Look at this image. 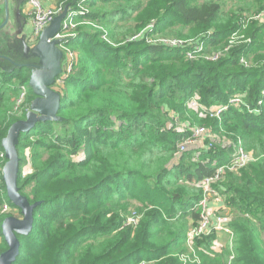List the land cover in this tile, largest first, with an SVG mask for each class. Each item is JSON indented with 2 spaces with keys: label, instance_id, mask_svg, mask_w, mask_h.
I'll use <instances>...</instances> for the list:
<instances>
[{
  "label": "trees",
  "instance_id": "1",
  "mask_svg": "<svg viewBox=\"0 0 264 264\" xmlns=\"http://www.w3.org/2000/svg\"><path fill=\"white\" fill-rule=\"evenodd\" d=\"M67 5L78 26L66 44L81 51L59 86L61 119L40 122L20 138V191L41 205L32 231L19 235L12 264H183L181 255H192L186 240L200 220L203 178L226 164L239 143L256 160L227 170L215 184L226 195L233 239L216 249L218 231L197 238L199 260L188 264H264V24L249 22L247 40L236 41L248 17L264 11V0H66L62 10ZM141 28L142 37L129 40ZM165 30L191 39L182 47L147 42ZM197 43L205 49L189 61L187 50ZM214 53H221L218 60ZM30 74L26 67L0 72V205L15 209L1 153L10 126L26 118L35 98ZM23 86L26 98L17 108ZM236 93L244 103L214 118L213 149L195 157L193 150L180 152L179 134L160 137L168 107L189 109L200 96L207 112ZM114 117L133 129L129 142L110 126ZM104 188L107 198L99 195ZM133 212L138 223L126 225ZM10 215L0 208V254L8 248L2 223Z\"/></svg>",
  "mask_w": 264,
  "mask_h": 264
},
{
  "label": "water",
  "instance_id": "2",
  "mask_svg": "<svg viewBox=\"0 0 264 264\" xmlns=\"http://www.w3.org/2000/svg\"><path fill=\"white\" fill-rule=\"evenodd\" d=\"M69 13L70 9L67 5L43 30L38 43L31 49L33 54L41 57L40 62L21 66L31 69L29 85L35 98L30 103L26 118L14 122L3 139L7 158L3 168V180L9 200L20 209L21 215L7 216L2 223V233L8 248L0 254V264H12L20 255L19 235H28L32 231L35 210L41 205V201L30 202L20 191L21 160L18 145L22 134L30 132L38 123L61 119L59 113L62 107V95L56 89V85L63 72L62 61L66 57L62 47L70 37L74 36H61ZM214 224H217L215 218Z\"/></svg>",
  "mask_w": 264,
  "mask_h": 264
},
{
  "label": "built area",
  "instance_id": "3",
  "mask_svg": "<svg viewBox=\"0 0 264 264\" xmlns=\"http://www.w3.org/2000/svg\"><path fill=\"white\" fill-rule=\"evenodd\" d=\"M1 1V0H0ZM29 8H28V15L32 21L33 25V36L34 38L38 39L43 30L52 22V20L55 18L56 15H58L60 12H62V8L59 10L53 9L51 7L45 6L42 0H27ZM77 15V12L70 11L68 19L64 23V30L61 34L62 37L67 36H73L72 33L73 27L76 26V23L74 22V18ZM183 41V42H180ZM176 42H166V44L169 46L174 47H182L185 46V42L188 40H180ZM187 46V45H186ZM191 46H189V49L187 50V54L190 59H197L199 58V54L196 52L205 49V44L200 43L196 46H192L195 48L190 49ZM230 48L227 47L226 50ZM70 61L66 68L61 73L58 84L62 85L64 83V80L66 77L71 73L74 62L72 54H70ZM221 53H214V55L211 57L212 60H218ZM27 94V87H22V93L17 101V108L22 106V104L25 101ZM244 94L239 93L230 98L228 103L225 104H218L207 110V113H210L215 118H220L223 112L229 108V106H241L244 103ZM262 102L260 101V104ZM250 108V106H248ZM259 111V110H258ZM191 134L188 136L184 142L187 144L182 143L180 145V152H185L191 147H195L194 155L195 157L200 154L202 149L211 150L215 147V138L216 134H212L208 132L204 127H194L191 129ZM202 144V145H201ZM199 149H196V147L200 146ZM2 157H5V153H1ZM256 160V156L254 152L248 151L245 149L243 145L239 143L237 148L234 151V154L230 160L221 166H218L216 172L214 175H209L203 178V185L205 188V192L201 200L198 204V209L200 210V220L193 224V226L190 228L186 245L188 249L192 252V255L182 254L181 260L183 261V264H188L190 261H196L199 260L196 250L194 248V241L197 238H201L202 236L209 234L211 231L216 230L218 232H222L228 236V238L232 241L234 236V231L230 225L231 223V217L229 215H223L218 213H211L210 211V203L212 201H226V195L222 193L221 191L217 190L215 187V184L220 179L221 175L227 172V170L230 171H238L239 169H242L252 161ZM10 210V204L5 203V205L2 208V212L6 213ZM140 216L133 214L130 216L125 224L129 225L131 223L137 224ZM214 218L217 220V224H214ZM0 240H2V237L0 236ZM140 264H146L145 262H142Z\"/></svg>",
  "mask_w": 264,
  "mask_h": 264
},
{
  "label": "rangeland",
  "instance_id": "4",
  "mask_svg": "<svg viewBox=\"0 0 264 264\" xmlns=\"http://www.w3.org/2000/svg\"><path fill=\"white\" fill-rule=\"evenodd\" d=\"M65 1L66 0H62L58 4L55 3V1H53L51 3V6H52L51 8L56 9V10H59L62 7V5H64ZM252 15H255V14L253 13ZM2 16H3V19L6 17V11L4 10V8H0V17H2ZM170 21L171 22H176L177 19L170 18ZM251 21L252 22L255 21L256 22L255 23L256 26H258V24H264V11L261 12L259 15L249 16L248 17V20L246 22H244V28H243V30L241 31L240 35L236 37V41L242 42V41L247 40V36H246L247 32H246V30L248 29L249 22H251ZM77 26H78V23H76V26L73 27L74 29H72V33L74 35H76V28H77ZM149 26H151V25H149ZM149 26H146V28H148ZM146 28H141L140 30H138L135 34H133L130 37L129 40L132 41L133 39L141 38L142 35H143V32L145 31ZM158 28L161 29L160 26ZM175 29L176 28H172V30L167 31V32H169V34L170 33H174ZM165 34H168V33H166V30H165V32L156 34L154 36H152V35L151 36H146L147 42H152V43H155V42H158V43H166V42H176V41H180V40H188V39H191V38H188V39H185V38H177V37L171 36V35H166L165 36ZM245 36H246V38H244ZM14 40L16 41V43H20L21 44V41L20 40H16L15 38H14ZM260 40L261 41H264V37H262ZM180 42H183V41H180ZM142 45H144V44H142ZM142 45H139L138 46V49L139 50L142 48ZM77 47L74 46L73 44H65L62 47L63 51L66 54L65 62H64V69L66 68V66L68 65V63L70 61L69 51H70V54H72L71 57H73L74 65H76L75 63H77V61H78V55H79V52L81 51L80 48H77ZM134 48L137 49V47H134ZM196 58H198V57H196ZM188 59H189V61L192 60L190 58H188ZM253 59H254V56H251L250 57V60L253 61ZM162 64L164 66H170L169 64H171L172 66H176L174 64H177V63L172 64V63L162 62ZM56 87H58V86H56ZM236 94H239V93H236ZM190 104L193 107H191L189 109H183V110H178L176 107H172V109H170L168 107L167 111H169V113H168V115L166 117V119L168 121L167 122L168 125H166V128H168L167 129V133L166 134H164L165 132L161 133L160 137H162L163 135H166V137H172V138H174L176 134H179L181 136V138H180V140L178 142L179 147H180V145L182 143L187 144V143L184 142V140L188 136H190V134L192 132L191 129L194 128V127H204L208 132H210L212 134H216V136H217L218 133L214 129V126H213V122H214L213 120H214L215 117H213L210 113L204 112L205 106L200 103V96L199 97H196V98L193 97L190 100ZM179 111L182 112V115L180 114ZM197 112H199V113H197ZM113 120L114 121H112V120L109 121L110 126H112L113 128H115L116 131H117V133H121L124 141L129 142L132 139L131 131L133 129L127 127L126 124L122 126L121 121H119L117 119V117H114ZM149 120H150V118L148 117L146 119V121L149 122ZM89 130H91V129L89 128ZM201 145L198 146V147H196V149H199L201 147ZM188 150H193L195 152V147H191ZM28 154H29V150L27 149L26 150V155H28ZM24 170H25V173L26 174H31V171H29V168H27V166L24 168ZM138 184H139V182L137 184L135 182V184H134L135 187H137ZM107 192H108V189L107 188H104V189H102V194H99V195H102L103 196ZM99 195L93 196L92 197V202L94 200H95L94 202H97L98 198H100V197H98ZM101 198H103V197H101ZM104 198H107V195H104ZM133 203L139 204V201H133ZM4 205H5V203L2 204V205H0L1 206L0 208L2 209ZM8 212L9 213H12L13 215H17V216L21 215L20 210L17 209V208L16 209L15 208H12L11 205H10V210ZM230 212L231 211L230 210L228 211V209H227L225 212L224 211H221V214H223V215H229L230 216ZM135 213L136 212H133L132 215L135 214ZM132 215H130V216H132ZM226 238H228V236H226L224 239L217 240L218 241L216 243L217 246H215V247L217 249H220L224 245H226V243H227ZM0 242H1V240H0Z\"/></svg>",
  "mask_w": 264,
  "mask_h": 264
},
{
  "label": "crops",
  "instance_id": "5",
  "mask_svg": "<svg viewBox=\"0 0 264 264\" xmlns=\"http://www.w3.org/2000/svg\"><path fill=\"white\" fill-rule=\"evenodd\" d=\"M42 1L45 6L52 7L51 3L53 1L58 4L62 0ZM0 8H4L6 11V17L4 19L3 16L0 17V72H13L21 68V66L28 64V58H31L28 54H33L31 49L36 46L39 38L36 39L33 36L34 31L32 21L28 15L29 5L27 0H1ZM14 38L20 40L21 44L16 43ZM40 60L41 57L38 56V59L32 62L39 63ZM64 62L65 58L62 61L63 70ZM28 69L30 72L31 69L29 67ZM56 86H58L56 89L59 90L60 84ZM227 209L225 201H212L210 203V211L213 214H221V211L225 212ZM226 236V234L219 232L217 240L224 239ZM228 239L229 238H226V241H228ZM217 242L218 241H216V243ZM216 243L215 246H217Z\"/></svg>",
  "mask_w": 264,
  "mask_h": 264
},
{
  "label": "flooded vegetation",
  "instance_id": "6",
  "mask_svg": "<svg viewBox=\"0 0 264 264\" xmlns=\"http://www.w3.org/2000/svg\"><path fill=\"white\" fill-rule=\"evenodd\" d=\"M28 55L31 56L30 59L28 58V62H27L28 64L31 63L32 61L34 62L35 60L38 59V56L35 55V54H30V53H29ZM36 56H37V57H36ZM33 57H34V58H33ZM33 62H32V63H33ZM26 68H28V67H26Z\"/></svg>",
  "mask_w": 264,
  "mask_h": 264
}]
</instances>
